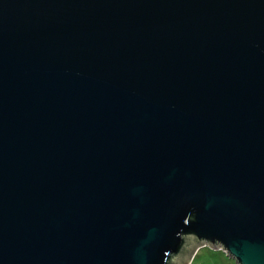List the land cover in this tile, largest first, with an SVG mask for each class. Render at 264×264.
Instances as JSON below:
<instances>
[{"label": "water", "instance_id": "1", "mask_svg": "<svg viewBox=\"0 0 264 264\" xmlns=\"http://www.w3.org/2000/svg\"><path fill=\"white\" fill-rule=\"evenodd\" d=\"M206 246L264 264V0H0V264Z\"/></svg>", "mask_w": 264, "mask_h": 264}, {"label": "rangeland", "instance_id": "2", "mask_svg": "<svg viewBox=\"0 0 264 264\" xmlns=\"http://www.w3.org/2000/svg\"><path fill=\"white\" fill-rule=\"evenodd\" d=\"M189 262L188 264H238L224 251L215 250L209 246L198 247Z\"/></svg>", "mask_w": 264, "mask_h": 264}]
</instances>
